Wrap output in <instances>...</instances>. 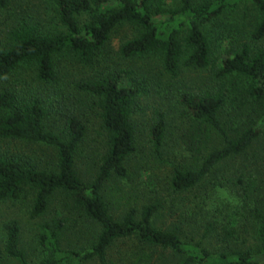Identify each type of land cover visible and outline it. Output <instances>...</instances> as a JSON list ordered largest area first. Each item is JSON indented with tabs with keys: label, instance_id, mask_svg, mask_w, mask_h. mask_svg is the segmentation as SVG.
I'll return each instance as SVG.
<instances>
[{
	"label": "trees",
	"instance_id": "obj_1",
	"mask_svg": "<svg viewBox=\"0 0 264 264\" xmlns=\"http://www.w3.org/2000/svg\"><path fill=\"white\" fill-rule=\"evenodd\" d=\"M13 1L0 0V8ZM46 1L62 30L46 32L38 23L20 19L0 39V142L56 151L54 166L46 168L0 148V204L30 193L31 218L52 212L38 235L42 264H152L150 252L155 250H169L179 258L176 264H264V198L258 196L260 186L248 161L226 183L243 197L233 216L251 226L253 246H245L238 224H224L221 214L205 218L207 213L185 224L183 215L172 217L176 201L168 203L165 213L163 198L199 190L195 205L201 206L207 184H222L224 163L264 139V0H177L176 5L167 0ZM241 5L246 7L239 16L250 11L254 17L249 24L240 20L235 26L223 19ZM124 26L133 33L112 46L115 31ZM207 26L220 30L219 37L210 38ZM220 39L229 40L218 55L214 44ZM145 58L153 59L154 67L140 62ZM69 62L97 72L77 78ZM184 69H214L216 77L208 86L202 81L201 88L189 86L177 97L189 117L185 142L196 157L170 166L163 187L153 195L143 188L138 200L134 186L142 169L128 167L137 151L136 107L146 93L139 78L164 72L178 77ZM64 86L73 94L67 95ZM73 95L96 108L100 121L103 152L89 178L76 166L87 131L78 106L74 103L73 113L63 117L59 133L46 124L53 114L47 102L63 100L66 106ZM226 105L242 113L231 130L222 121ZM167 129L165 113L154 111L148 137L157 156L165 149ZM1 231L0 264L1 258L27 264L19 222L7 220ZM112 251L121 257L114 258Z\"/></svg>",
	"mask_w": 264,
	"mask_h": 264
},
{
	"label": "rangeland",
	"instance_id": "obj_2",
	"mask_svg": "<svg viewBox=\"0 0 264 264\" xmlns=\"http://www.w3.org/2000/svg\"><path fill=\"white\" fill-rule=\"evenodd\" d=\"M172 5L177 4V0H167ZM249 6V5H247ZM246 6L241 5L238 8V12L227 13L224 16V20H233V24L240 25V20H245V24H249L250 20H253L250 11H246L245 16L241 15L242 11ZM250 10V8H247ZM20 19L29 20L32 23H38L40 28L46 32H59L62 27L57 22L54 16L53 6H51L46 0H14L9 4L7 8H0V39L3 37L7 27H9L13 22ZM80 20H84V16H80ZM229 20H227L228 22ZM221 24L223 29L225 26ZM206 30L210 38L215 39L219 37L220 30L215 32L211 26H207ZM222 32V31H221ZM133 33L130 27L118 28L114 34V43L112 46H116L119 43L121 37ZM217 42L214 44V48L217 49V54L223 51V48L227 40ZM224 43H223V42ZM114 55V54H113ZM147 63L149 67H154L155 62L151 58H145L143 61ZM73 69L72 73L77 78L85 77V74L93 75L97 72V68L90 66H82L77 63H70ZM28 71H26V74ZM215 70H203V71H192L188 73L185 69L183 74L178 77H170L167 73H160L153 75L152 79L147 78L141 79L142 87L146 90L145 95L140 97L139 104L136 107L135 117L137 118V151L136 154L131 159V165L129 169L133 167L141 168L142 173H140L139 178L135 181L134 186L135 195L138 200H141L142 189L148 195H153L157 190L163 187L164 177L168 175L170 166L181 165L184 163H191L196 157L189 149L185 142V135H188L189 120L188 116L183 112V108L179 105L177 101L178 94L187 87L191 86L195 89L201 88L200 82L205 81L206 86H208L212 81L215 80ZM210 76V77H207ZM210 78V80H209ZM203 85V86H204ZM66 88L67 95L73 94L72 89ZM64 92V94H65ZM78 97V96H77ZM76 95H73L68 100L66 99V106H64L63 100L53 101L54 103L47 102L49 108H53V114L50 115L46 121L49 129L53 130L55 133H59L61 126L63 124V117L69 114L73 107L78 106V114L82 119L84 125L87 128L86 135L84 138L82 151H79L78 158L76 160V166L79 168L78 171L81 172L85 178H89L94 170L98 158L103 152V139L100 132V121L96 113V108L89 105L84 99L77 101ZM80 98H83L81 95ZM240 101V99H239ZM75 103V106H74ZM250 108H246L243 113L245 114ZM160 110L165 113V118L168 124V132L166 135L165 149L161 152L160 156H157L153 151L151 142L148 137V128L154 117V111ZM238 110L233 107L226 105L224 108V115L222 121L226 124L225 128L231 130L233 124L237 122V119L241 121L239 115H242ZM70 113H73L70 112ZM208 144V143H207ZM206 144V146H207ZM1 150H8L16 154L25 156L26 159H30L40 166L49 168L53 167L56 161V151L52 147H46L39 144H30L25 142H0ZM193 154V155H192ZM194 156V157H193ZM261 156V157H260ZM247 163V168L252 167L251 177L256 180V184L260 186L259 197L264 198V139L257 140L251 148H249L246 154L238 157L235 160H229L222 166L219 175L223 177L222 184L213 181V184H207V196L206 201L198 207L195 205L196 195L200 194L201 191H197V194L187 193V194H176L175 196H163L166 199V210H169L168 203L176 201V208L172 211L173 218H179L184 216V223L189 224L195 222V218L207 214L205 218L209 217V214H221L224 216V224H229L230 221L238 224L240 230V238L245 240V246L250 247L255 244L253 236V231L248 222L243 218L234 217L233 215L240 211L242 206L243 197L241 194L233 191L226 183L229 180V175L232 171L237 168H243L240 164ZM204 188V187H203ZM202 188V190H203ZM165 189V188H164ZM32 194L26 193L22 194L21 197L15 201H6L0 204V249L2 248L3 231H1L2 224L10 219H16L21 228V246L26 256L27 264H42L44 258V252L38 245V235L40 232V225L44 224L46 220H49L50 213L40 215L37 218L30 217V210L32 206ZM186 211V212H185ZM220 215V216H221ZM228 216V217H226ZM226 217V218H225ZM169 222L171 219H166ZM197 226L198 224H191ZM190 236L198 238L200 233H191ZM82 240V239H81ZM126 243H128L126 241ZM123 244V243H122ZM120 244L119 246H121ZM151 256L153 257L152 264H176L179 260L178 257L173 255L169 250H155L151 251ZM114 258L121 257L112 251V256ZM2 264H18L13 262L11 259L1 258ZM117 260V259H116ZM152 260V259H151ZM62 264H74V262L62 261ZM85 264H99L96 260L87 261Z\"/></svg>",
	"mask_w": 264,
	"mask_h": 264
}]
</instances>
